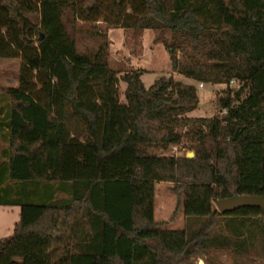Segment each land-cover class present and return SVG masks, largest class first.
<instances>
[{"label":"trees","instance_id":"obj_1","mask_svg":"<svg viewBox=\"0 0 264 264\" xmlns=\"http://www.w3.org/2000/svg\"><path fill=\"white\" fill-rule=\"evenodd\" d=\"M67 15L154 30L175 73L238 88L218 97L219 115L189 118L195 85L119 77L107 44L78 52ZM0 59L21 61L18 87L0 91V206L20 207L0 264H186L213 250L264 264L263 210L217 208L264 197V0H0ZM160 183L184 228L156 220Z\"/></svg>","mask_w":264,"mask_h":264},{"label":"rangeland","instance_id":"obj_2","mask_svg":"<svg viewBox=\"0 0 264 264\" xmlns=\"http://www.w3.org/2000/svg\"><path fill=\"white\" fill-rule=\"evenodd\" d=\"M66 28L72 39L76 42L78 52L85 55H94L101 45L107 44L106 59L109 65L120 72L119 77L131 68L141 70V80L149 88L163 76H174L177 81L185 84H194L197 88L200 104L198 108L189 113V118L208 119L220 114L217 106L218 97L224 96L228 90H236L237 83L230 87L224 85L202 84L179 75L173 71L170 54L164 44H155L157 32L144 30L135 33L132 30L113 28L105 23L77 22L76 25L67 23ZM180 59L183 58L178 53ZM21 61L19 59H0V91L8 88H17L19 85ZM121 100L125 101L124 91L126 84L120 82ZM1 148V146H0ZM192 153L184 148L179 152L177 147H171L167 155L179 157ZM173 186L160 183L156 187V220L162 223L163 228L182 229L185 227V217L182 210L175 213L177 197L172 192ZM60 199L65 196L61 195ZM118 213H126V203L116 201ZM20 219V207L0 206V239L10 238L13 235L15 224ZM250 258L257 257L252 253ZM202 261V262H201ZM235 264V258L231 250H213L203 258H194L186 264Z\"/></svg>","mask_w":264,"mask_h":264},{"label":"water","instance_id":"obj_3","mask_svg":"<svg viewBox=\"0 0 264 264\" xmlns=\"http://www.w3.org/2000/svg\"><path fill=\"white\" fill-rule=\"evenodd\" d=\"M188 158H193L194 153H189ZM217 208L222 214L233 213L242 208H259L264 212V197L236 196L231 199L217 202Z\"/></svg>","mask_w":264,"mask_h":264},{"label":"crops","instance_id":"obj_4","mask_svg":"<svg viewBox=\"0 0 264 264\" xmlns=\"http://www.w3.org/2000/svg\"><path fill=\"white\" fill-rule=\"evenodd\" d=\"M191 85H194V84H191ZM201 85V84H200ZM196 86V85H195ZM0 146H1V148H0V153H1V151L3 150V149H5V148H7V145L6 144H4L2 141H0ZM202 262V261H201ZM206 264V263H205Z\"/></svg>","mask_w":264,"mask_h":264},{"label":"built area","instance_id":"obj_5","mask_svg":"<svg viewBox=\"0 0 264 264\" xmlns=\"http://www.w3.org/2000/svg\"><path fill=\"white\" fill-rule=\"evenodd\" d=\"M233 83H235V82H233ZM233 83H232V84H233ZM200 86H202V84H201Z\"/></svg>","mask_w":264,"mask_h":264}]
</instances>
